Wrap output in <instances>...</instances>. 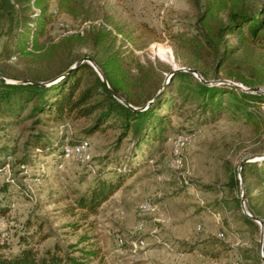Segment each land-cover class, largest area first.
Instances as JSON below:
<instances>
[{
  "label": "rangeland",
  "instance_id": "obj_1",
  "mask_svg": "<svg viewBox=\"0 0 264 264\" xmlns=\"http://www.w3.org/2000/svg\"><path fill=\"white\" fill-rule=\"evenodd\" d=\"M248 1L253 7L264 2ZM83 2L81 15L61 14L42 41L57 43L84 27L104 29L111 34L97 51L85 41L69 56L49 60L53 71L85 54L104 55L119 50L126 64L139 69L142 66V72H152L153 82H163L172 71L194 65L210 85L243 91L242 84L230 78L229 72L251 80V66L261 58L260 68L264 73V51L254 52L245 47L228 63L230 71L220 69L214 73L208 56L175 38L197 34L203 0ZM217 15L222 18L223 13ZM229 42L235 44L238 39L230 36ZM2 48L3 39H0V54ZM33 63L26 57L4 60L0 55V71L15 76L26 74ZM259 87L264 91V76ZM172 91L175 104L168 117L167 139L155 144L152 160L125 180L101 205L96 216L85 221L78 212L74 216L68 214L66 208L91 185L93 171L73 159H60V155L38 156L34 165L24 169L8 161L10 169L0 172V206L5 208L0 244L7 246L2 253L15 255L20 241L24 240L38 256L55 246L61 254H66L72 245L85 250L96 248L99 257L90 264H262L264 247L261 252L260 227L241 221L239 215L243 193L245 210L253 209L264 219V184L253 176L243 177L239 166L246 159H263L264 164V128L257 129L245 115L228 108L227 95L223 97L222 110L211 119L209 113L202 114L196 100L180 94L176 86ZM247 109L264 122V106L249 104ZM7 122L0 117V150L14 149V163L25 152L23 144L31 123L8 125ZM84 124L68 120L65 127L59 128L50 122L44 130L52 139L64 135L65 143H69L74 138H85L81 134ZM118 134L119 131L108 130L86 138L93 167L100 163L101 156L113 151ZM179 136L185 141L177 147ZM124 148L125 142L114 154L119 156ZM176 157L179 165L172 168L170 162ZM234 174L239 187L231 191L228 185ZM8 178H13L14 184L8 183ZM143 203L152 209L145 216L144 228L140 229L138 212ZM84 237L88 240L80 243ZM186 246H193L194 251L185 252Z\"/></svg>",
  "mask_w": 264,
  "mask_h": 264
},
{
  "label": "trees",
  "instance_id": "obj_2",
  "mask_svg": "<svg viewBox=\"0 0 264 264\" xmlns=\"http://www.w3.org/2000/svg\"><path fill=\"white\" fill-rule=\"evenodd\" d=\"M200 5L202 11L197 18V34H181L175 38L208 56L214 73L227 69L228 63L233 62L245 47L254 52L264 51V2L253 7L248 0H203ZM83 10V0H0V39H3L0 55L4 60L18 56L34 61L32 68L21 76L0 71L3 77L28 81L22 84L0 78V117L7 119L8 125L22 121L31 123L23 144L25 152L20 158L13 163L14 149L0 150V172L8 161L18 167L32 166L38 156L61 155L65 137H49L44 129L50 122L58 124L59 128L65 127L68 120L85 123L81 127L85 138H74L69 142L71 144L86 141L95 133L119 131L113 151L101 156L100 163L93 167L91 185L66 208L68 214L74 216L78 212L79 218L85 221L96 216L101 205L125 180L152 160L154 145L167 139L168 117L175 104L174 86L180 94L196 100L202 114L209 113L211 119L220 113L223 97L227 95L228 108L245 115L257 129L264 128V122L247 109L249 104L264 106L263 94L210 85L194 65H187L186 69L195 71L198 78L188 71L176 70L165 81L153 82L152 72H142V66L140 69L138 66L132 68L131 64H126L121 51L110 50L104 55L85 54L53 71L49 60L69 56L85 41H89L91 49L97 51L111 34L104 29L86 30L84 27L57 43L42 41L48 28L61 14L77 17ZM220 12L223 13L222 18H218L217 13ZM230 36L236 37L238 42L231 44ZM86 57L90 58L106 84L87 62H81ZM262 66L261 58L251 66V80L239 74L235 76L232 72L227 75L247 89L260 88L264 76ZM123 142L125 148L121 154H114L121 149ZM241 171L243 177L253 176L264 184L263 159L244 161ZM228 186L231 191L238 189L239 181L235 174L230 176ZM236 205L239 206L238 200ZM247 212L264 225V219L257 212L253 209ZM0 215L5 216L2 205ZM239 219L247 224H256L243 213ZM87 240L88 237H84L80 243ZM20 244L19 251L13 256L3 254L2 250L7 246L0 244V264H90L91 260L99 257L96 248L85 250L73 245L69 246L66 254H61L55 246L38 256L33 246L24 240ZM193 251V246H186L185 252Z\"/></svg>",
  "mask_w": 264,
  "mask_h": 264
},
{
  "label": "built area",
  "instance_id": "obj_3",
  "mask_svg": "<svg viewBox=\"0 0 264 264\" xmlns=\"http://www.w3.org/2000/svg\"><path fill=\"white\" fill-rule=\"evenodd\" d=\"M185 141V138L182 136H179L176 138V146H181V144ZM90 151V145L88 141H82L80 143L77 144H71V143H65V145L63 146V150L61 155L59 156L60 159H73L77 162L82 163L85 167H87V169H89L90 171H93V166H92V160L89 154ZM175 156H177V152H175ZM179 165V161L176 158H174L171 162H170V166L172 168H177ZM26 165H21L19 166L20 169H24L26 168ZM5 170H9L10 169V165L9 162H7L5 164ZM8 183L14 184V179L13 178H8L7 179ZM151 206L148 203H143L140 207H139V212H138V216H139V228L142 229L145 226L146 223V218L145 216L151 211ZM3 217L0 216V229L3 225V221H2ZM1 231V230H0ZM120 243H122V240L119 241ZM136 244V243H134ZM140 244H142V242H140Z\"/></svg>",
  "mask_w": 264,
  "mask_h": 264
},
{
  "label": "water",
  "instance_id": "obj_4",
  "mask_svg": "<svg viewBox=\"0 0 264 264\" xmlns=\"http://www.w3.org/2000/svg\"><path fill=\"white\" fill-rule=\"evenodd\" d=\"M81 62H87L96 72L97 74L100 76L101 80L106 84L104 78L102 77L101 73L96 69V67L93 65L92 61L90 60V58L86 57L84 58ZM180 70H185V71H188L190 73H192L196 78H198V75L195 71L193 70H190V69H180ZM0 78L3 79V80H9V81H12V82H15V83H22V84H25V83H28V81H25V80H17V79H10V78H6V77H3L0 75ZM203 81V80H201ZM204 83H207L205 81H203ZM36 85H40L38 83H36ZM235 86H237V84H233ZM240 87L243 89V91L245 92H249V93H261L264 95V91H262L260 88H255V89H247V88H243L242 85H240ZM253 159V158H252ZM249 160V159H248ZM244 161H247L246 160H243L242 163ZM241 163V164H242ZM239 171H241V165L239 166ZM240 180V179H239ZM241 182V180H240ZM241 184V183H240ZM243 189V187L241 188ZM240 206H241V210H242V213L247 216L249 219H251L253 222H255L259 227H260V245H259V248H260V251L262 252L263 250V247H264V225H263V222L261 220H259L258 218L256 217H252L246 210H245V207H244V194L242 193L241 196H240ZM261 260H262V264H264V258L263 256L261 255Z\"/></svg>",
  "mask_w": 264,
  "mask_h": 264
},
{
  "label": "crops",
  "instance_id": "obj_5",
  "mask_svg": "<svg viewBox=\"0 0 264 264\" xmlns=\"http://www.w3.org/2000/svg\"><path fill=\"white\" fill-rule=\"evenodd\" d=\"M203 239H206V238H203ZM203 239H202V240H203ZM165 245H166V244H165Z\"/></svg>",
  "mask_w": 264,
  "mask_h": 264
}]
</instances>
